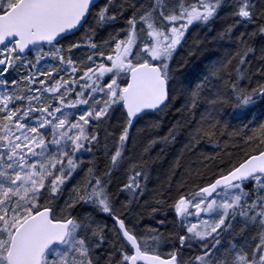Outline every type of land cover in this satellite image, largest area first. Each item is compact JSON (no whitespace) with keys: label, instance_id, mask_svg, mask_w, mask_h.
<instances>
[{"label":"snow or ice","instance_id":"1","mask_svg":"<svg viewBox=\"0 0 264 264\" xmlns=\"http://www.w3.org/2000/svg\"><path fill=\"white\" fill-rule=\"evenodd\" d=\"M261 103L264 0H0V264H264ZM172 110L187 142L147 199L157 141L133 158L131 132Z\"/></svg>","mask_w":264,"mask_h":264},{"label":"trees","instance_id":"2","mask_svg":"<svg viewBox=\"0 0 264 264\" xmlns=\"http://www.w3.org/2000/svg\"><path fill=\"white\" fill-rule=\"evenodd\" d=\"M219 27V24L217 25ZM252 27V26H250ZM203 35V33H202ZM215 33H208L209 38H211ZM258 43V41H257ZM217 55V52L214 50H207L203 53L189 57L190 63L187 65V72L191 74L193 78L196 75L201 73L204 69L205 64L208 60L213 59ZM8 79L11 81L12 79H18V75L15 72H10L8 74ZM253 112L259 115L261 112H264V103L258 104L255 108H253ZM232 113L231 108H227L225 110L224 119H230V114ZM119 112L113 114V123H116L119 119ZM198 119V113H197ZM181 120L180 113L176 112L175 110L169 111L167 113L162 114H153L148 118L146 121H140L135 125L132 129L131 134L137 138V144L133 152V158L138 159L143 152V149L148 144V142L152 139H155L157 142L152 145L147 152H143V157L146 160H150V171H151V178L149 180V192L146 193L145 198L151 199L152 190L161 186L164 181L168 178V171L170 166L172 165L175 158L181 154L185 143L187 142V136L184 134L185 130H181L175 140L169 138L165 141L163 138L169 136V131L172 129L176 124L177 121ZM156 121L158 122V127H151V122ZM183 122V121H182ZM188 123L191 124L192 120L189 118ZM233 123H237V121H233ZM224 138H221V142H223ZM219 149L214 146V144L207 139L203 140L199 145L198 149L194 153H185L183 159L181 161L182 165L187 166L189 163L193 161L198 162V158L201 154L204 155H214ZM229 151L236 153L237 155L242 154L238 148H229ZM87 159V155H85ZM228 157L221 155L213 164V168H215L216 164L219 163L220 160L227 161ZM209 163H211L209 161ZM196 164H193L195 167ZM101 168H103V164H101ZM211 172V169L209 170ZM183 173V168H181L176 176H174L173 182H177L180 178V175ZM122 179L126 177H121ZM167 211V220L168 224L167 227L171 229L172 224V216L173 213L171 210ZM161 219L164 218L163 215H160ZM105 223L111 225L110 220H105ZM142 223L148 225H152L154 227H163L155 223V220L145 219ZM239 239V237H237Z\"/></svg>","mask_w":264,"mask_h":264}]
</instances>
